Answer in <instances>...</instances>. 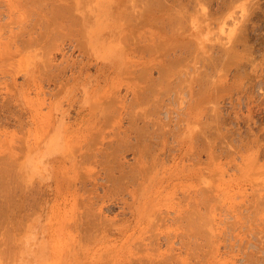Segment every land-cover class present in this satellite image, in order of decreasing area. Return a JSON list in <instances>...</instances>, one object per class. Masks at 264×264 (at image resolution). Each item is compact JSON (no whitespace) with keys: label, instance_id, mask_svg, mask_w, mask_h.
Here are the masks:
<instances>
[{"label":"rangeland","instance_id":"374dc122","mask_svg":"<svg viewBox=\"0 0 264 264\" xmlns=\"http://www.w3.org/2000/svg\"><path fill=\"white\" fill-rule=\"evenodd\" d=\"M14 1L0 0V154L26 189L2 170L0 203L24 206L0 221V264H264V0H181L174 29L197 31L184 52L148 0H18L17 19Z\"/></svg>","mask_w":264,"mask_h":264},{"label":"bare ground","instance_id":"6f19581e","mask_svg":"<svg viewBox=\"0 0 264 264\" xmlns=\"http://www.w3.org/2000/svg\"><path fill=\"white\" fill-rule=\"evenodd\" d=\"M34 1V0H33ZM137 1V0H136ZM139 1V0H138ZM137 1V2H138ZM141 1V0H140ZM140 1H139V3H140ZM144 1V0H143ZM146 1V0H145ZM169 1H171V0H169ZM172 1H173V3H172ZM171 1V3L172 4H174V2H175V5H173V6H168V3H170V2H168V0L167 1H165V0H148L147 2H146V7H147V9L149 10V11H152V8H155L156 7V9L158 8V10H164L166 13H167V16L168 17H166V18H164L165 20L164 21H162V19H163V17H162V19H161V21H162V25H164V23H166L167 24V27H168V25H169V27L167 28L166 27V25H165V27L166 28H164V29H161L163 32H165V33H167V34H170V39H166V41H165V43H164V45L166 44V45H170L171 46V48L172 49H174V50H177V49H183V47H189V46H191V45H189L190 43H191V41L189 42V40H192V39H190L189 38V36H194L195 35V33L197 32L196 30V32H194L193 30V34H189V36H187L186 34H184V32H181V31H183V28H182V30L181 31H177L178 29H179V27H177V20L178 21H180V19H182V18H184V21H185V18H189L190 16H189V14H187L186 13V11H185V9L184 10H182V8L181 9H178V8H180V7H178V4H180L182 1L181 0H172ZM35 2H36V0H35ZM35 2H34V4H35ZM166 2H167V4H166ZM190 2V1H189ZM192 2V1H191ZM205 2V1H204ZM171 3H170V5H171ZM183 3V2H182ZM30 4H32L31 2H30ZM37 4L39 5L40 4V0H37ZM131 3H129V5H130ZM28 5V4H27ZM26 5V6H27ZM36 5V4H35ZM55 5H58V4H54V6ZM61 5V4H60ZM128 5V6H129ZM31 6V5H30ZM126 6V5H125ZM127 6V8L129 9V8H133V7H131V6H133V5H131L130 7H128ZM136 5H135V3H134V7H135ZM166 6H168L167 8H166ZM18 7H19V4H18V0H15L14 2H13V10L15 11V13L17 14L18 13ZM35 7H37V6H34V8ZM39 7V6H38ZM58 7V6H57ZM62 7H64V5L62 6ZM185 7V6H184ZM183 7V8H184ZM187 7V6H186ZM30 8V7H29ZM55 8H56V6H55ZM55 8H54V10H55ZM61 8V7H60ZM69 8V7H68ZM67 8V9H68ZM136 8V7H135ZM58 9V8H57ZM66 9V10H67ZM189 9V8H188ZM51 10H53V9H51ZM70 10V9H69ZM29 11H30V9H29ZM57 11V10H56ZM188 11V10H187ZM192 11V10H191ZM194 11V10H193ZM196 11V10H195ZM200 11V10H199ZM28 12V11H27ZM48 12H51V11H48ZM70 12V11H69ZM104 12V10L102 11H100V10H98L97 11V15L98 14H100V13H103ZM157 12V11H156ZM164 12V13H165ZM190 11H188V13H189ZM208 12V11H207ZM26 13V12H25ZM31 13H32V11H31ZM47 13V12H46ZM139 13V12H138ZM206 13V12H205ZM204 13V14H205ZM209 13V12H208ZM48 14H50V13H48ZM64 14H65V12H64ZM131 12L129 11V12H124V15L123 16H121L120 17V19L122 20V18H123V20H125V22L127 21V22H129V20H131L132 18H134V17H131ZM140 14V13H139ZM156 14V13H155ZM191 14H193V13H191ZM203 14V15H204ZM212 13H210V15L208 14V16H212L211 15ZM27 15H28V13H27ZM53 13H52V19H53ZM58 15H59V13H58ZM112 15H114V13L112 14ZM148 15V14H147ZM162 15V14H161ZM163 15H165V14H163ZM203 15H201V16H203ZM17 17H16V19L18 18V14L16 15ZM49 16H51V15H49ZM62 16H63V14H62ZM115 16H116V13H115ZM137 16V15H136ZM152 16V15H151ZM186 16H189V17H186ZM208 16H205V17H207L208 18ZM24 17H26V16H24ZM141 17V16H140ZM155 16L153 15V17L152 18H154ZM157 17H160L159 15L157 16ZM156 17V18H157ZM41 18V17H40ZM55 18V17H54ZM57 18V17H56ZM55 18V19H56ZM59 18V17H58ZM79 18V17H78ZM77 18V19H78ZM199 18V17H198ZM47 20L45 21V27L46 28H50V27H53V23H55V21H57V20H55V19H53V20H55L54 22L52 21V19H49V18H46ZM135 19V18H134ZM158 19V18H157ZM209 19V18H208ZM60 20V19H59ZM58 20V21H59ZM80 20V19H79ZM136 21H137V19H135ZM149 20V19H148ZM188 20H190V19H188ZM202 20V19H201ZM206 20V19H205ZM44 21V20H43ZM42 21V22H43ZM81 21V20H80ZM132 21H134V20H132ZM156 21V20H155ZM160 21V20H159ZM161 21H160V23H161ZM183 20H181V22H182ZM184 21H183V23H184ZM187 21V20H186ZM203 21V20H202ZM39 22V21H38ZM164 22V23H163ZM188 22H190V21H188ZM59 23V22H58ZM58 23H56V24H58ZM78 23V22H77ZM80 24L79 25H81V22H79ZM158 23V22H157ZM180 23V22H179ZM182 23V24H183ZM39 24H40V22H39ZM55 24V25H56ZM131 24L133 25V23L131 22ZM156 24V23H155ZM173 24H175V26L178 28H176L177 30H175L174 29V25ZM181 24V23H180ZM54 25V26H55ZM59 25V24H58ZM60 25H61V23H60ZM161 25V26H162ZM185 25V24H184ZM135 26V25H134ZM137 26V25H136ZM190 26V25H189ZM191 27V26H190ZM56 28L57 27H55V30H56ZM68 28V27H67ZM72 28V27H71ZM82 28V27H81ZM186 28V27H185ZM76 29H78V28H76ZM172 29V30H171ZM68 30H69V28H68ZM71 30V29H70ZM133 30V29H132ZM185 30V29H184ZM74 31V30H73ZM81 31L83 32L84 31V29L82 30L81 29ZM80 31V32H81ZM187 31V30H186ZM89 32V31H88ZM88 32H87V34H88ZM45 33L46 32H44V35H45ZM56 34V33H55ZM59 34H60V32H59ZM59 34H56L57 36L59 35ZM66 35V34H65ZM68 35V34H67ZM70 35V34H69ZM129 35V34H128ZM52 36V35H51ZM40 37V36H39ZM54 37V36H53ZM60 38H61V36H59ZM58 37V38H59ZM125 37H127V36H125ZM130 37V36H129ZM144 37V36H143ZM131 38V37H130ZM156 38V37H155ZM183 38V39H182ZM42 39V38H41ZM156 40V39H155ZM234 40V39H233ZM37 41H38V39H37ZM39 41H40V39H39ZM38 41V42H39ZM33 42H36V40L35 41H33ZM192 42H193V40H192ZM27 43V42H26ZM234 44V43H233ZM28 45H32V44H28ZM192 45H193V43H192ZM33 46V45H32ZM163 46V43L162 42H159V43H157L156 44V47H162ZM31 47V46H30ZM154 47V50H155V45L153 46ZM139 48V47H138ZM137 48V49H138ZM192 46H191V50H192ZM227 48V47H226ZM25 49V48H24ZM136 49V50H137ZM150 48H148V50H149ZM228 49V48H227ZM141 50V49H140ZM143 50V49H142ZM146 50V49H145ZM187 50V49H186ZM189 50V49H188ZM187 50V51H188ZM226 50V49H225ZM168 51H170L169 49H168ZM167 51V52H168ZM180 51H182V52H184L185 50H180ZM179 51V52H180ZM227 51V50H226ZM149 52V51H148ZM166 52V53H167ZM176 52V51H175ZM191 52V51H190ZM190 52H188V53H190ZM227 52H229V51H227ZM169 53V52H168ZM187 53V52H186ZM187 53V54H188ZM170 54V53H169ZM218 54V53H217ZM217 54H215V57H216V55ZM228 55H226L225 57H227L228 56V58H229V61H235L236 62V60H237V58H238V54L236 53H227ZM166 55V54H165ZM168 55V54H167ZM183 56V55H182ZM187 56V55H186ZM185 55H184V57H186ZM211 56H212V54H211ZM221 56V55H220ZM168 57V56H167ZM184 57H178V58H184ZM219 57V56H218ZM222 57V56H221ZM178 58H176V56H175V58H172V59H176V60H178L179 62H180V60L178 59ZM187 58V57H186ZM230 58L232 59V60H230ZM242 58V57H241ZM171 59V60H172ZM221 59V58H220ZM176 60H172V64H173V62H176L177 63V61ZM183 61H184V59H182ZM209 60V59H208ZM241 60V59H240ZM214 61V60H213ZM212 61V62H213ZM227 61V60H226ZM229 61H227V62H229ZM245 61V60H244ZM209 62V61H208ZM212 62L210 63V64H212ZM216 62V61H215ZM241 62H242V60H241ZM169 63V62H168ZM167 63V64H168ZM181 63L183 64L184 62H182L181 61ZM217 63V62H216ZM230 63V62H229ZM171 63H169V65H170ZM171 64V65H172ZM207 64V63H206ZM210 64H209V66H210ZM174 66H177L178 65V63L175 65V64H173ZM215 65V64H214ZM206 66V65H205ZM227 66V65H226ZM159 68V67H158ZM161 68V67H160ZM214 68V67H213ZM162 69V68H161ZM164 69V68H163ZM163 69L161 70L162 72H163ZM207 69V68H206ZM172 69L170 68V69H168V70H164L165 71V73H166V76L169 74V73H171V72H173V71H171ZM160 73V72H159ZM172 74V73H171ZM175 74H176V72H175ZM159 75H161V74H159ZM248 75V74H247ZM204 76V75H203ZM237 76V75H236ZM238 76H239V74H238ZM141 77V76H140ZM160 79H161V77H159ZM163 79H165V78H163ZM166 80H168V79H166ZM166 80H165V82H166ZM160 81H162V80H160ZM156 82H158V81H156ZM160 83V82H159ZM164 83V82H163ZM158 84V83H157ZM166 84V83H165ZM152 87V86H151ZM154 87V86H153ZM156 88V87H155ZM153 90H155V89H153ZM157 90V89H156ZM155 90V91H156ZM216 90V89H215ZM217 90H219V89H217ZM221 90V89H220ZM223 90V89H222ZM148 91H149V89H148ZM162 92V91H161ZM144 94V93H143ZM150 94V93H149ZM148 96V95H147ZM146 96V97H147ZM150 97V96H149ZM142 116V115H141ZM138 117V116H137ZM230 117H233V116H230ZM213 118V117H212ZM244 120H245V118H244ZM213 121V120H212ZM153 122V121H152ZM156 122V121H155ZM250 125V124H249ZM248 125V123H247V126H249ZM252 125H254V124H252ZM251 125V126H252ZM230 126V125H229ZM246 126V127H247ZM250 127V126H249ZM253 128V127H252ZM247 130H248V128H247ZM239 132V131H238ZM143 136V135H142ZM227 137H228V135H227ZM142 143V142H141ZM61 148V147H60ZM59 148V149H60ZM59 149H58V151H59ZM40 154H44L42 151L40 152ZM44 155H48V151H46V153L44 154ZM25 165V164H24ZM19 166V161H16V159H15V157L13 158V159H8L7 157H5L4 155H2V154H0V171L1 172H3L2 170H4V172L6 173V172H8V171H10L9 173H11L10 175H12L11 177L12 178H14L13 177V173H14V176L16 177V179H17V177L19 178V179H17V180H21L19 183L17 182V190H18V192L19 191H21L22 190V188H23V186H19V187H21V190H20V188L18 187V184L19 185H24V188L26 189V185H25V180H24V177H23V174L21 175V171H20V167H18ZM8 171H7V170ZM0 172V173H1ZM1 173L0 174V186H1V188H0V195H3V197H4V193L7 191V192H10V188L8 187L7 188V181H6V183H5V180H6V178H7V176H10V175H8V173H6L7 175H6V178L4 177L5 176V173ZM13 172V173H12ZM11 178V179H12ZM21 178V179H20ZM16 179H12V180H15V181H13V182H16L17 180ZM15 185V184H14ZM13 185V186H14ZM9 186V185H8ZM16 186V185H15ZM15 186H14V188H15ZM3 188V189H2ZM13 188V189H14ZM19 188V189H18ZM23 188V189H24ZM3 190V192H2V190ZM13 189H12V191H13ZM9 190V191H8ZM29 190V192H30V189H27V191ZM16 191V190H15ZM14 191V192H15ZM204 191V190H203ZM13 192V194H14V196H15V194H17L16 192L14 193ZM3 193V194H2ZM28 193V192H27ZM7 194V193H6ZM8 194H10V193H8ZM13 194H10L11 195V197H13L12 195ZM23 194V193H22ZM26 193H24V195H25ZM9 195V196H10ZM20 196V193L19 194H17L16 195V198H17V196ZM28 195V194H27ZM26 195V196H27ZM31 195V194H30ZM1 197V196H0ZM22 197V196H21ZM7 198V197H6ZM16 198H14V200L16 199ZM28 198V197H27ZM210 198V197H209ZM23 200H24V197L22 198ZM22 199H20L21 200V202H22ZM260 199H262V198H260ZM205 200H209V199H205ZM1 201V200H0ZM261 201V200H260ZM260 201H258V202H260ZM263 201V200H262ZM261 201V202H262ZM14 201L13 200H10V198H7V199H5L4 198V200L0 203V221H1V219H2V217H4L5 218V216L9 213V210H11V207H13V205H12V203H13ZM20 202V203H21ZM206 202V201H205ZM204 202V203H205ZM15 203V202H14ZM203 203V202H202ZM23 205H21V204H19V201H18V204L17 203H15L14 204V207H15V209H13V210H16V208H21L22 206H24V203H22ZM208 204H209V202H208ZM206 205V204H205ZM11 206V207H10ZM13 207V208H14ZM23 208V207H22ZM21 208V209H22ZM207 208V207H206ZM21 211V210H20ZM192 211H194V210H192ZM198 211V210H197ZM8 212V213H7ZM10 212H12V211H10ZM195 212V211H194ZM7 213V214H6ZM22 213H24V212H22ZM193 213V212H192ZM204 214H205V212H203ZM4 214H6L5 216H4ZM15 214V213H14ZM20 215H21V213H20ZM190 215V214H189ZM198 216V215H197ZM208 216V215H207ZM7 218L6 219H8L9 217H10V213H9V215L8 216H6ZM15 217V216H14ZM13 217V220H11V222L13 223V221H14V218ZM18 217H19V215H18ZM17 217V218H18ZM24 217V216H23ZM185 217V216H184ZM3 218V219H4ZM20 218V217H19ZM17 219V220H19V223H20V219ZM30 218V217H29ZM196 218V217H195ZM10 219H12V217H10ZM179 219V218H178ZM188 219H189V217H188ZM191 219V218H190ZM189 219V220H190ZM199 218H197V220H198ZM86 220V219H85ZM188 220V221H189ZM192 220H193V218H192ZM196 220V219H195ZM194 220V221H195ZM202 220H203V218H202ZM3 221V220H2ZM7 221V220H6ZM23 221V220H22ZM10 222V220H9V222H7V225H8V223H10L11 224V226H9L10 228L12 227V228H17V226L19 225V223L17 222V223H14L15 225H13L12 226V223ZM14 222H16V221H14ZM185 222H187V220L185 221ZM197 222V221H196ZM198 222H199V220H198ZM1 223V222H0ZM24 223V222H23ZM22 223V224H23ZM187 223H189V222H187ZM191 223H193L194 224V222H191ZM2 224H3V222H2ZM9 224V225H10ZM190 224V223H189ZM192 224V225H193ZM6 225V226H7ZM188 225V224H187ZM198 225V224H197ZM2 225L0 224V227H1ZM15 226V227H14ZM204 226V225H203ZM8 227V226H7ZM19 227H21V225L19 226ZM197 227V226H196ZM214 227V226H213ZM187 228V227H186ZM8 230H9V228H7ZM204 229H206L205 227H203V229L202 230H204ZM0 230H2L1 228H0ZM5 230H6V227H5ZM12 231V230H11ZM207 231V230H206ZM7 231H5V233H6ZM9 232V231H8ZM195 232L197 233V230H195ZM194 232V233H195ZM205 232V231H204ZM4 233V232H3ZM4 233V234H5ZM12 233V232H11ZM199 233V232H198ZM197 233V234H198ZM8 234H10V233H8ZM185 234V233H184ZM191 234V233H190ZM192 235V234H191ZM190 235V236H191ZM201 235V234H200ZM207 235H209V234H207ZM206 235V236H207ZM4 236V235H3ZM5 236H6V234H5ZM4 236V237H5ZM9 236H11V234L9 235ZM8 235H7V239L8 238H10ZM210 236V235H209ZM208 239V238H207ZM5 240V241H4ZM8 241V240H7ZM6 241V239H4L3 238V242H7ZM10 241V240H9ZM206 241H208V240H206ZM210 241V240H209ZM12 243H14V241H11ZM189 242V241H188ZM193 242V241H192ZM206 243H208V242H206ZM20 245V244H19ZM193 245H194V243H193ZM196 245H198V244H196ZM203 245V244H202ZM16 246V245H15ZM17 247V246H16ZM195 249H198V248H195ZM195 252V251H194ZM196 254V253H195ZM194 255V254H193ZM204 256V255H203ZM179 262V261H178ZM180 263V262H179ZM178 264V263H177Z\"/></svg>","mask_w":264,"mask_h":264}]
</instances>
